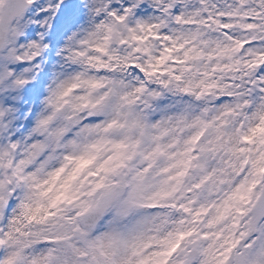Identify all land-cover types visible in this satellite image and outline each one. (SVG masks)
<instances>
[{
    "label": "snow or ice",
    "instance_id": "1",
    "mask_svg": "<svg viewBox=\"0 0 264 264\" xmlns=\"http://www.w3.org/2000/svg\"><path fill=\"white\" fill-rule=\"evenodd\" d=\"M0 264H264V0H0Z\"/></svg>",
    "mask_w": 264,
    "mask_h": 264
}]
</instances>
